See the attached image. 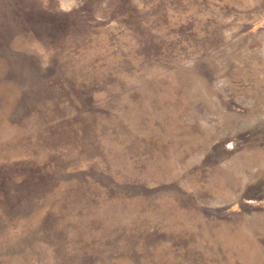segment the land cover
Masks as SVG:
<instances>
[{
    "label": "rangeland",
    "instance_id": "rangeland-1",
    "mask_svg": "<svg viewBox=\"0 0 264 264\" xmlns=\"http://www.w3.org/2000/svg\"><path fill=\"white\" fill-rule=\"evenodd\" d=\"M0 264H264V0H0Z\"/></svg>",
    "mask_w": 264,
    "mask_h": 264
}]
</instances>
